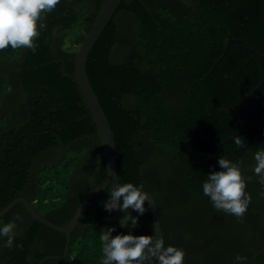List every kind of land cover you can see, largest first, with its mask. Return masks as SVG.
I'll list each match as a JSON object with an SVG mask.
<instances>
[{
  "label": "trees",
  "instance_id": "trees-1",
  "mask_svg": "<svg viewBox=\"0 0 264 264\" xmlns=\"http://www.w3.org/2000/svg\"><path fill=\"white\" fill-rule=\"evenodd\" d=\"M102 2L60 0L44 17L35 51L0 50V210L25 197L37 214L65 226L106 177L96 126L73 76L75 49ZM251 49L264 53V0H122L88 55L118 181L143 184L152 195L165 245L183 248L184 264H237V255L240 264H264V185L250 167L264 147V85L244 104V120L237 113L260 82ZM243 124V147L234 138L213 146ZM221 156L239 161L250 177L242 219L201 194ZM110 189L88 201L65 257L66 235L17 201L0 216V223L23 218L14 246H0V264H100L102 229L128 231L119 213L103 209ZM132 231L155 237L149 208Z\"/></svg>",
  "mask_w": 264,
  "mask_h": 264
},
{
  "label": "clouds",
  "instance_id": "clouds-1",
  "mask_svg": "<svg viewBox=\"0 0 264 264\" xmlns=\"http://www.w3.org/2000/svg\"><path fill=\"white\" fill-rule=\"evenodd\" d=\"M59 3L60 0H0V50L10 47L35 51V39L45 27L44 17ZM240 137L234 138L238 148L245 143ZM253 159L255 163L250 166L251 170L264 185V147L254 152ZM217 162L219 168L213 167L202 181L201 194L208 197L216 210L242 219L252 200L246 191L250 177L243 174L239 161L221 156ZM107 193V199L102 202L103 209L108 213H119V225L128 231H117L115 225L102 229L99 235L100 264H184L185 250L172 244L165 245L158 230L155 237L133 233L132 229L148 209L146 204L152 201L143 184L117 181ZM22 220L17 213L14 219L0 223V246H14L17 221ZM235 259L240 264L244 258L237 255Z\"/></svg>",
  "mask_w": 264,
  "mask_h": 264
},
{
  "label": "water",
  "instance_id": "water-1",
  "mask_svg": "<svg viewBox=\"0 0 264 264\" xmlns=\"http://www.w3.org/2000/svg\"><path fill=\"white\" fill-rule=\"evenodd\" d=\"M122 0H103L100 9L98 10L94 22L92 26L90 27L89 31L86 33V35L83 37L80 44L75 49V57H74V78L77 81L78 87L81 91V94L86 102V105L89 108V111L93 117L97 135L100 139L103 153H104V160H105V168H106V177L105 179L95 188H93L80 202L78 205L76 211L74 212L70 222L65 226L57 225L50 220L40 216L37 214L33 208L31 207L30 203L25 197H17L14 200H12L7 206H5L2 210H0V216L3 215L7 210H9L17 201H22L26 207V209L29 211L31 217L33 219H36L51 228L62 232L66 235V243L64 252L61 255V257H65L67 253V247L68 243L70 241V232L73 230V228L76 226L81 213L83 212L85 206L87 205L88 201L99 191L104 189L107 186H114L115 183L118 181V175H117V155L115 150V144L114 139L111 131L110 124L107 120V117L102 109V106L92 88L90 79L87 74L86 70V63L88 60V55L94 46L95 42L103 32L104 28L106 27L107 23L110 21L111 17L113 16L115 10L119 6ZM254 56L259 60L260 65V82L258 85L253 88L250 92H248L240 102L237 113L240 118L244 120L245 113H244V104L248 101H250L253 97H255L257 94H259L263 88L264 85V53H258L255 50L251 49ZM244 124L240 128L239 131L234 133L233 135L229 136L225 140L221 142H212L213 146L221 145L229 140H232L236 136H238L243 129ZM147 192V191H146ZM149 193V192H148ZM150 194V193H149ZM151 196V200L147 205L150 211L151 219L153 222L154 227V233L155 236L157 234V230L159 231V234L162 235V229L160 224V219L158 215L157 206L155 203L154 198ZM260 252H264V246L261 249ZM47 259L44 258V260ZM43 260L39 263L42 264Z\"/></svg>",
  "mask_w": 264,
  "mask_h": 264
}]
</instances>
